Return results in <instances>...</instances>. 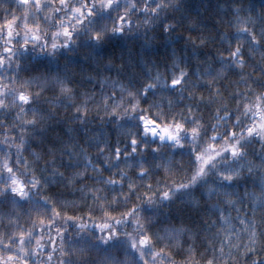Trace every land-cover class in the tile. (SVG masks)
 <instances>
[{"label":"snow or ice","instance_id":"obj_1","mask_svg":"<svg viewBox=\"0 0 264 264\" xmlns=\"http://www.w3.org/2000/svg\"><path fill=\"white\" fill-rule=\"evenodd\" d=\"M225 4L0 0V264H264V10Z\"/></svg>","mask_w":264,"mask_h":264},{"label":"trees","instance_id":"obj_2","mask_svg":"<svg viewBox=\"0 0 264 264\" xmlns=\"http://www.w3.org/2000/svg\"><path fill=\"white\" fill-rule=\"evenodd\" d=\"M199 2H200V0H189V3L192 4L193 6L197 5ZM218 3H220V0H214V6L211 9H209V11L207 13L204 14L206 17H209V22H210V18H212V17L219 19L221 16L225 15V8L227 5L225 4L224 8L215 6ZM244 3L246 4V6H249L254 10L253 14H255L256 11L264 10V0H244ZM194 10L204 12L203 8H198V9H194ZM225 19H228V17H225ZM225 28L227 29L226 25H225ZM227 31L231 32L232 29H227ZM127 43H128L129 47L135 46L133 42H127ZM155 48L160 53H163V51H164L163 47L161 46V41L159 39L155 42ZM165 151H167V150L165 149ZM175 159L177 161H180L181 157L177 156ZM183 162L187 163L186 160H184ZM162 178H163L162 174L160 177H157V179H162ZM52 192L54 195H59V193L55 189H53ZM65 195H67V193H65ZM68 198L71 199L72 197H68ZM173 207L175 208L176 206L174 205ZM232 215L235 216L236 213L233 212ZM211 218L216 219V217L214 215ZM237 226L239 227V225H237ZM199 250L203 251V248L200 247ZM177 259H181V257H177Z\"/></svg>","mask_w":264,"mask_h":264}]
</instances>
